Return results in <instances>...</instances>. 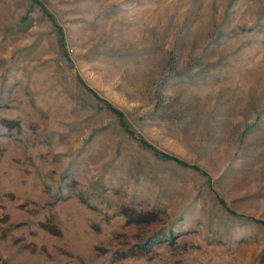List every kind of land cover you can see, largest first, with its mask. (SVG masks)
<instances>
[{"label":"rangeland","instance_id":"1","mask_svg":"<svg viewBox=\"0 0 264 264\" xmlns=\"http://www.w3.org/2000/svg\"><path fill=\"white\" fill-rule=\"evenodd\" d=\"M0 264H264V0H0Z\"/></svg>","mask_w":264,"mask_h":264},{"label":"trees","instance_id":"2","mask_svg":"<svg viewBox=\"0 0 264 264\" xmlns=\"http://www.w3.org/2000/svg\"><path fill=\"white\" fill-rule=\"evenodd\" d=\"M179 161V160H178Z\"/></svg>","mask_w":264,"mask_h":264}]
</instances>
